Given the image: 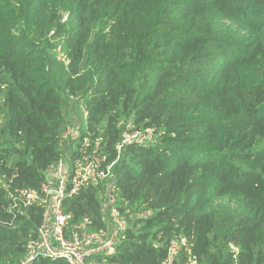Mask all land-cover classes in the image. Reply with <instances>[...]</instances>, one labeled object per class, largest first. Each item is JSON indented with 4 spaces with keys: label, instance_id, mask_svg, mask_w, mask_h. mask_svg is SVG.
I'll return each instance as SVG.
<instances>
[{
    "label": "trees",
    "instance_id": "trees-1",
    "mask_svg": "<svg viewBox=\"0 0 264 264\" xmlns=\"http://www.w3.org/2000/svg\"><path fill=\"white\" fill-rule=\"evenodd\" d=\"M94 154L110 176L66 195L69 227L106 230L109 192L128 219L91 264H163L178 237L193 246L175 264H264V0H0V264L26 261L45 222L17 190L65 163L69 191Z\"/></svg>",
    "mask_w": 264,
    "mask_h": 264
},
{
    "label": "built area",
    "instance_id": "built-area-1",
    "mask_svg": "<svg viewBox=\"0 0 264 264\" xmlns=\"http://www.w3.org/2000/svg\"><path fill=\"white\" fill-rule=\"evenodd\" d=\"M138 138L139 133L129 134L121 146ZM103 162L104 158L96 154L85 155L83 160L77 161L69 191L66 177L68 167L65 163H61L50 167L47 172L48 179L42 185L41 194L18 189L13 195L14 208L28 207L37 202L45 207V222L40 231V240L30 247L28 259L22 264H30L38 256L62 258L68 264H91L90 260L97 255L111 256L116 252L118 236L124 231L125 225L117 207V198L109 192L112 191L111 184H107V188L111 189L108 191V203L105 205L111 208L110 217L117 227L112 234H108L106 230H90L92 222L89 218H84L81 223L69 227L72 215L64 210L67 194L71 196L78 193L94 181L93 177L96 175L103 179L110 176L111 167L102 168ZM192 246L186 237H178L169 248L163 264H175L177 255L190 252Z\"/></svg>",
    "mask_w": 264,
    "mask_h": 264
},
{
    "label": "rangeland",
    "instance_id": "rangeland-1",
    "mask_svg": "<svg viewBox=\"0 0 264 264\" xmlns=\"http://www.w3.org/2000/svg\"><path fill=\"white\" fill-rule=\"evenodd\" d=\"M230 27L238 33V35L240 37H249L251 32H249L248 30H246L243 26L241 25H238V24H235V23H229ZM226 60V58L223 57V59L221 60V63H224ZM80 105L79 104H74L72 103L70 105V108L68 109V112H67V116H68V121H69V129L68 131L65 133V136H67L66 138L70 139V137H77L78 136V131H79V125L77 123V120L79 119L78 118V114H79V111H80ZM82 118V121L84 120L83 118V115L81 116ZM144 139V136H140L139 135V138L138 139ZM68 158L70 159V157L67 155L65 158H64V161L67 163H69L68 161ZM216 203L219 205H223V207H226V208H230V209H233V210H244L243 207L239 204V203L236 199H233L231 197H226V198H222V199H218L216 201ZM139 214H142V212H140ZM127 212L125 213V216H121L122 217V221L123 223L125 224V220L128 219L127 217ZM106 231L108 234H112L113 230L116 229L117 227L114 225L113 221H112V218L110 216H108V222H107V225H106ZM190 264H195L193 262V260H190Z\"/></svg>",
    "mask_w": 264,
    "mask_h": 264
}]
</instances>
